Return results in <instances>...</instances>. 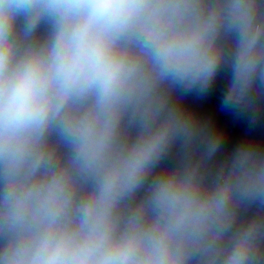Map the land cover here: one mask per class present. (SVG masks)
<instances>
[{"label": "clouds", "instance_id": "1", "mask_svg": "<svg viewBox=\"0 0 264 264\" xmlns=\"http://www.w3.org/2000/svg\"><path fill=\"white\" fill-rule=\"evenodd\" d=\"M221 73L264 98V0H0V264H264V146L181 103Z\"/></svg>", "mask_w": 264, "mask_h": 264}, {"label": "water", "instance_id": "2", "mask_svg": "<svg viewBox=\"0 0 264 264\" xmlns=\"http://www.w3.org/2000/svg\"><path fill=\"white\" fill-rule=\"evenodd\" d=\"M227 83V75L221 73L206 94L193 93L181 100V103L202 121L223 133L221 158L245 140L264 146V98H256L252 105L244 110L224 108L223 98ZM253 117L255 123L252 122Z\"/></svg>", "mask_w": 264, "mask_h": 264}]
</instances>
